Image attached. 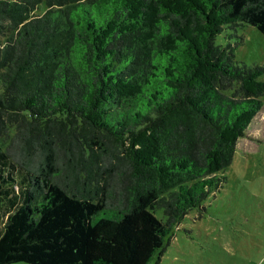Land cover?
<instances>
[{
	"label": "trees",
	"instance_id": "1",
	"mask_svg": "<svg viewBox=\"0 0 264 264\" xmlns=\"http://www.w3.org/2000/svg\"><path fill=\"white\" fill-rule=\"evenodd\" d=\"M245 24L264 0H0V264H158L263 106L215 42Z\"/></svg>",
	"mask_w": 264,
	"mask_h": 264
},
{
	"label": "rangeland",
	"instance_id": "2",
	"mask_svg": "<svg viewBox=\"0 0 264 264\" xmlns=\"http://www.w3.org/2000/svg\"><path fill=\"white\" fill-rule=\"evenodd\" d=\"M215 42L234 45L238 63L264 65V34L251 25L224 27ZM261 99L263 106L247 135L238 139L232 163L220 172L221 187L173 230L158 264H264V94ZM6 188L0 183V191ZM8 207L0 192V209ZM155 215L163 220L160 210Z\"/></svg>",
	"mask_w": 264,
	"mask_h": 264
}]
</instances>
